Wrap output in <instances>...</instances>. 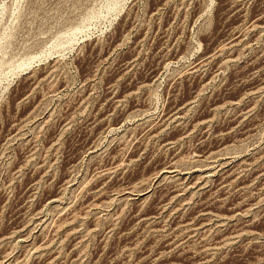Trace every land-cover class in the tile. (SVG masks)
<instances>
[{
  "label": "rangeland",
  "instance_id": "374dc122",
  "mask_svg": "<svg viewBox=\"0 0 264 264\" xmlns=\"http://www.w3.org/2000/svg\"><path fill=\"white\" fill-rule=\"evenodd\" d=\"M0 264H264V0H0Z\"/></svg>",
  "mask_w": 264,
  "mask_h": 264
},
{
  "label": "bare ground",
  "instance_id": "6f19581e",
  "mask_svg": "<svg viewBox=\"0 0 264 264\" xmlns=\"http://www.w3.org/2000/svg\"><path fill=\"white\" fill-rule=\"evenodd\" d=\"M262 11V10H261ZM258 22V21H257ZM227 43V42H226ZM207 54V53H206ZM212 54V53H211ZM215 54V53H214ZM219 61V60H218ZM184 100V99H183ZM181 102H183V101H181ZM179 105V104H178ZM181 106V105H180ZM170 112H172V111H170ZM189 169V168H188ZM210 210V209H209ZM206 211V210H205ZM201 212H203V211H201Z\"/></svg>",
  "mask_w": 264,
  "mask_h": 264
}]
</instances>
